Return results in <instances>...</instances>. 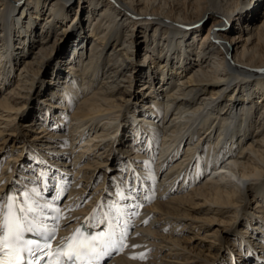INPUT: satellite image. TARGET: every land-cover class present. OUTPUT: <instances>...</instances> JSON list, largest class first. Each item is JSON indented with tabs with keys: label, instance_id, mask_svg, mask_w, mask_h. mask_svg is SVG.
I'll list each match as a JSON object with an SVG mask.
<instances>
[{
	"label": "bare ground",
	"instance_id": "6f19581e",
	"mask_svg": "<svg viewBox=\"0 0 264 264\" xmlns=\"http://www.w3.org/2000/svg\"><path fill=\"white\" fill-rule=\"evenodd\" d=\"M262 1L0 0V198L66 180L74 226L129 174L113 264H264Z\"/></svg>",
	"mask_w": 264,
	"mask_h": 264
},
{
	"label": "snow or ice",
	"instance_id": "6c2138e0",
	"mask_svg": "<svg viewBox=\"0 0 264 264\" xmlns=\"http://www.w3.org/2000/svg\"><path fill=\"white\" fill-rule=\"evenodd\" d=\"M259 71H264L260 69ZM195 167V165H193ZM45 173H40L43 178ZM55 179V178H53ZM23 193L24 206L19 203V199L15 196L6 194L0 198V201L7 200L5 206L0 202V213L3 214V219L0 220V264H53L52 261L45 260V257H52L53 252L50 251V241L54 238L57 231L55 224L48 226L44 221L47 219L43 216L42 210L45 208L51 209V203L40 204L33 199L40 196V191L37 188H32ZM135 189L132 186L128 187V194L125 196L123 190L118 195L121 199L132 200L136 199ZM54 199H60L58 193ZM102 207V205H101ZM110 209L115 210V215L109 216L105 213V219L98 223H106L108 230L100 232L97 235L84 236L79 230L70 238H66V245L62 244L55 251L56 259L54 264H99L105 256L111 255V250L116 249L123 251L128 238L127 221L123 217L139 215L138 211L126 213L125 208L117 204L108 205ZM128 208L137 209L138 204H129ZM57 215L53 220L60 219V209H54ZM19 212V215L17 214ZM147 223V221H145ZM25 233L34 234L36 239H25ZM139 235V234H137ZM132 247H139L132 245ZM133 259H145V255L141 253L139 257L133 256Z\"/></svg>",
	"mask_w": 264,
	"mask_h": 264
},
{
	"label": "rangeland",
	"instance_id": "374dc122",
	"mask_svg": "<svg viewBox=\"0 0 264 264\" xmlns=\"http://www.w3.org/2000/svg\"><path fill=\"white\" fill-rule=\"evenodd\" d=\"M262 2H264V0L262 1ZM252 3H253V0H249V2L247 3V4H245V9H244V13H246L248 10H250L251 9V6H252ZM264 4V3H263ZM76 5H77V3L75 2V7H76ZM203 31H205L206 32V29H203ZM61 39H63L60 43H61V45H66V46H70L71 45V43L75 40V37H76V35L74 34L72 37L70 36L69 37V35H67L66 36V34H64L63 36H59ZM201 37V36H200ZM142 52L143 51H141V54H142ZM140 54V53H139ZM58 58V55L53 59V60H50L49 62H48V65H47V67H44L45 69H44V75L41 77V78H43V81L44 82H46V81H50L51 80V78H52V71H53V68H52V66H50L49 67V63H51V62H55L56 61V59ZM141 58V55H139V59ZM61 59V58H60ZM54 67V66H53ZM140 83H142V82H139V84ZM140 87L139 89H141L142 87V85H137V87ZM170 88H168L167 90H169ZM144 91L145 90H142V94H139V96H142L143 95V93H144ZM163 94H164V92H163ZM165 99H166V96L164 97ZM39 100H40V98H39ZM41 100H45L44 99V97L41 99ZM134 101H136V99L134 98ZM261 108V107H260ZM34 108H31V110H33ZM262 109V108H261ZM261 109H257V111L258 110H261ZM30 110V111H31ZM28 117V116H27ZM23 122H27V118H25V120H23ZM123 154V153H122ZM155 162H156V159H155ZM116 169V168H115ZM0 170H1V166H0ZM117 172L118 171H115V174L113 173V178H115L114 176L117 174ZM118 176V175H117ZM16 178H18V177H16ZM203 178H204V176H203ZM120 179H121V181L123 182V181H125L126 179H127V181H128V183H129V185H130V183H131V185L133 186V181H130V178H129V174L128 175H124L123 173H122V176L120 177ZM114 180V179H113ZM159 184H160V181L157 179V180H155V182H154V184H153V188L155 189V190H157L158 189V187H159ZM97 187V185H95L94 187H93V189H95ZM147 187V186H146ZM91 190L90 192H89V195H91L92 194V192L94 191V190ZM113 189V187H111V188H109V190H112ZM150 218V217H149ZM151 218H152V216H151ZM149 220V219H148ZM259 239H261V237H259ZM248 241H249V243H252L253 245H254V247H255V249H257L256 251L258 252V253H260V251H262L261 249L262 248H260V246L258 245L259 244V240H258V238L257 239H254L253 237H248ZM258 247V248H257ZM261 255V254H260ZM243 259H245V258H243ZM240 264H249V262L247 261V260H242V261H240Z\"/></svg>",
	"mask_w": 264,
	"mask_h": 264
}]
</instances>
